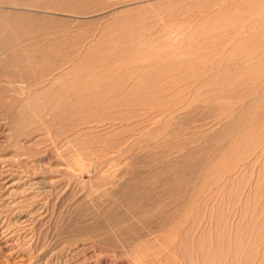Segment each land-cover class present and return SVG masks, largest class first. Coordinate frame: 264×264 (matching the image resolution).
<instances>
[{"label": "rangeland", "instance_id": "rangeland-1", "mask_svg": "<svg viewBox=\"0 0 264 264\" xmlns=\"http://www.w3.org/2000/svg\"><path fill=\"white\" fill-rule=\"evenodd\" d=\"M0 264H264V0H0Z\"/></svg>", "mask_w": 264, "mask_h": 264}, {"label": "bare ground", "instance_id": "bare-ground-1", "mask_svg": "<svg viewBox=\"0 0 264 264\" xmlns=\"http://www.w3.org/2000/svg\"><path fill=\"white\" fill-rule=\"evenodd\" d=\"M144 9V8H143ZM141 12V11H140ZM126 16V15H125ZM123 19H125V20H127L128 18H123ZM131 20V19H130ZM128 39H130V37H127ZM183 39V38H182ZM148 40H150V41H147V43L146 42H144V43H142V46L143 47H150V46H159V47H157L158 48V50L155 52V56H153L152 58H151V61H157V60H159V57H160V55L161 54H164V53H167L169 50H170V48L168 47V45L167 44H162V45H158V42L157 41H155L154 39H152V38H150V39H148ZM92 51H93V49H92ZM141 48H136V47H134V50H133V52H134V56H135V58H137V62H140L139 61V59H138V57L140 56V53H141ZM90 54H91V52H90ZM88 53H86L85 55H83V58L82 59H85V61L87 62L88 61ZM170 59H164V62H165V66L167 65V64H170ZM81 62V64L79 63V66H82L83 65V62L82 61H80ZM169 66V65H168ZM165 68H167V66L165 67ZM164 71V68H160V69H158L157 70V72L158 73H162Z\"/></svg>", "mask_w": 264, "mask_h": 264}]
</instances>
